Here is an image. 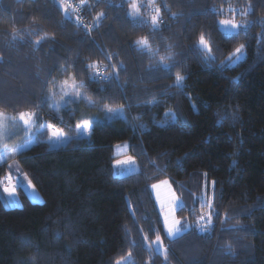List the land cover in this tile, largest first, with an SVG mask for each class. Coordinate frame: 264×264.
Returning a JSON list of instances; mask_svg holds the SVG:
<instances>
[{
  "label": "trees",
  "instance_id": "trees-1",
  "mask_svg": "<svg viewBox=\"0 0 264 264\" xmlns=\"http://www.w3.org/2000/svg\"><path fill=\"white\" fill-rule=\"evenodd\" d=\"M70 1L66 15L58 0H0V112L31 114L36 135L0 182L16 158L43 197L0 194V264H264V0ZM44 122L67 142L51 146ZM123 141L139 170L119 176ZM164 178L187 226L175 237L151 191Z\"/></svg>",
  "mask_w": 264,
  "mask_h": 264
},
{
  "label": "rangeland",
  "instance_id": "rangeland-1",
  "mask_svg": "<svg viewBox=\"0 0 264 264\" xmlns=\"http://www.w3.org/2000/svg\"><path fill=\"white\" fill-rule=\"evenodd\" d=\"M65 12L66 15H69L70 12L76 11L75 4L71 3L70 0H58ZM138 9V0H132V4L130 7V12L133 11L136 13ZM153 8V6H150ZM158 16L156 13L152 14L151 21L152 24H157ZM221 21H229L228 24H221V28L227 32H235L239 27H234L233 25L240 26L242 22L225 18ZM244 56V51L242 50L239 54L236 52L234 53V58L231 61L232 63L238 61ZM68 89L72 94L75 93V85L72 81H69ZM106 111L108 109H112L113 111L108 112L107 114L110 115H123L122 108H112V107H105ZM102 118V117H99ZM25 119L29 121V123H25L24 120L21 119V114H11V113H3L0 112V161L6 160L12 157L15 153L19 150H22L32 144L35 140V134L33 132L34 126V119L33 116H25ZM80 118L79 125L77 127V134H85L90 130V119ZM87 124L88 127H84ZM50 124L44 122L41 126V129L48 127L47 139L51 146H59L67 142L69 136L63 130L56 128L55 126L49 127ZM59 130V135H54V133ZM128 150V142L123 141L117 143L114 146V154L117 157L113 160V173L115 175H126L129 173L136 172L139 170V165L135 158L131 154H127ZM11 176V179H9ZM167 181V183H163ZM152 185H158V187L153 188ZM151 185V191L155 198L157 208L160 212V215L163 219L164 226L166 229V233L169 237H175L181 234L187 226H182L181 223L173 224L174 221H180L177 217L176 210L182 204L181 199L179 198L178 194L176 193L171 181L168 178L161 179L157 182H154ZM21 186L24 191L28 194V196L33 201H42L43 197L34 184L30 181V179L25 174L20 162L16 158H12L9 163V171L4 176V178L0 182V194L3 198V201L6 206L13 207L21 205V199L18 195L17 188ZM171 210V211H170ZM167 217V223L165 222V218ZM172 226L173 235L168 234V227ZM179 229V232L176 231ZM154 248L158 252L164 251V244L161 242H153ZM130 257L126 259L119 260L120 264H128Z\"/></svg>",
  "mask_w": 264,
  "mask_h": 264
},
{
  "label": "snow or ice",
  "instance_id": "snow-or-ice-1",
  "mask_svg": "<svg viewBox=\"0 0 264 264\" xmlns=\"http://www.w3.org/2000/svg\"><path fill=\"white\" fill-rule=\"evenodd\" d=\"M221 24H228V23H230L229 21H221L220 22ZM234 27H239L238 25H233ZM204 43V41H203V38L201 39V44H203ZM245 46L244 45H241L239 48H237L236 49V53L237 54H239L240 52H241V50L244 48ZM175 66V64H171V65H169V64H162V67L163 68H166V69H171L172 67H174ZM184 79V77H181V76H177L176 77V80H177V82H180V81H182ZM75 94V93H74ZM108 112H111V111H113L112 109H108L107 110ZM27 115H31V114H27ZM21 119L22 120H24L25 121V123L27 124V123H29V121L27 120V119H25V114H21ZM49 127H51V125L49 126ZM77 127L79 128L80 127V125L78 124L77 125ZM84 127H88V125L87 124H85L84 125ZM54 135H59V130H57V132L56 133H54ZM9 179H11V176H9ZM163 183H167V181H164ZM152 187L153 188H156V187H158V185H152ZM171 211V210H170ZM217 216H218V214H217ZM204 219V217H201V220H203ZM165 222L167 223V217L165 218ZM180 223V221H174L173 222V224H179ZM207 224L209 225V226H211V213L209 214V216H208V218H207ZM204 231H207V229H203ZM176 231L177 232H179V229H176ZM168 234L169 235H173L174 233H173V229H172V226H169L168 227ZM156 242H161V237L159 236V235H157L156 236ZM230 250V249H229ZM165 251V260H167V250L165 249L164 250ZM116 264H120V262L119 261H117L116 262Z\"/></svg>",
  "mask_w": 264,
  "mask_h": 264
},
{
  "label": "built area",
  "instance_id": "built-area-1",
  "mask_svg": "<svg viewBox=\"0 0 264 264\" xmlns=\"http://www.w3.org/2000/svg\"><path fill=\"white\" fill-rule=\"evenodd\" d=\"M201 217H203V216H200L198 219H197V221H195V226L197 227V228H199L201 231H203L204 232V230L203 229H208V224H207V218H205L204 217V219L203 220H201Z\"/></svg>",
  "mask_w": 264,
  "mask_h": 264
}]
</instances>
